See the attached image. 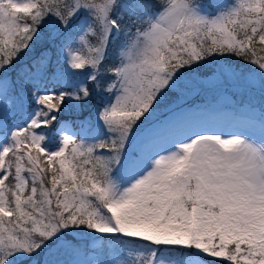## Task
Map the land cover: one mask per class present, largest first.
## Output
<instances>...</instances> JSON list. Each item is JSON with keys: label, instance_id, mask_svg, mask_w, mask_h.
Returning <instances> with one entry per match:
<instances>
[{"label": "snow or ice", "instance_id": "snow-or-ice-1", "mask_svg": "<svg viewBox=\"0 0 264 264\" xmlns=\"http://www.w3.org/2000/svg\"><path fill=\"white\" fill-rule=\"evenodd\" d=\"M0 264H264V0H0Z\"/></svg>", "mask_w": 264, "mask_h": 264}, {"label": "trees", "instance_id": "trees-1", "mask_svg": "<svg viewBox=\"0 0 264 264\" xmlns=\"http://www.w3.org/2000/svg\"><path fill=\"white\" fill-rule=\"evenodd\" d=\"M191 100H203L205 102V99L203 97H192ZM98 106V101H93L92 103L84 106L78 112L73 113L71 118L78 119V120H92L91 115H95L96 108ZM67 116V114H66Z\"/></svg>", "mask_w": 264, "mask_h": 264}, {"label": "rangeland", "instance_id": "rangeland-1", "mask_svg": "<svg viewBox=\"0 0 264 264\" xmlns=\"http://www.w3.org/2000/svg\"><path fill=\"white\" fill-rule=\"evenodd\" d=\"M192 99V97L191 98H189L187 101H186V106H192V107H194V106H196V105H200V104H202L203 102H200V101H193V100H191ZM230 100H231V97H229V98H223V97H221V98H218L215 102L216 103H220V104H227V103H229L230 102ZM91 117H92V120L95 118V115H91Z\"/></svg>", "mask_w": 264, "mask_h": 264}]
</instances>
